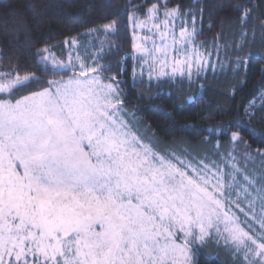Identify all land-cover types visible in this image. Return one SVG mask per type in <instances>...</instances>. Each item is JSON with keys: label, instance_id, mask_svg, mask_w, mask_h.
Here are the masks:
<instances>
[{"label": "rangeland", "instance_id": "obj_1", "mask_svg": "<svg viewBox=\"0 0 264 264\" xmlns=\"http://www.w3.org/2000/svg\"><path fill=\"white\" fill-rule=\"evenodd\" d=\"M129 25L132 79L217 67L192 14L153 5ZM90 33L64 59L42 49L70 77L0 100V264H193L190 245L208 240L264 264V161L234 144L217 157L158 153L97 74L105 46ZM31 77L0 72V93Z\"/></svg>", "mask_w": 264, "mask_h": 264}, {"label": "trees", "instance_id": "obj_2", "mask_svg": "<svg viewBox=\"0 0 264 264\" xmlns=\"http://www.w3.org/2000/svg\"><path fill=\"white\" fill-rule=\"evenodd\" d=\"M153 5L192 14L194 38L217 67L194 79H132L129 15L144 18ZM90 32L97 33L93 44L102 38L105 46L97 74L118 85L158 153L217 157L234 144L264 161V0H0V72L32 75L0 100L14 102L74 74L43 62L42 49L64 59L66 44L84 43ZM190 247L193 264H243L213 240Z\"/></svg>", "mask_w": 264, "mask_h": 264}]
</instances>
